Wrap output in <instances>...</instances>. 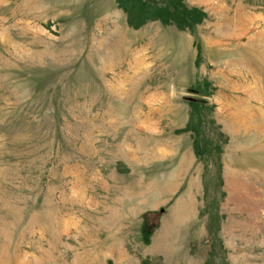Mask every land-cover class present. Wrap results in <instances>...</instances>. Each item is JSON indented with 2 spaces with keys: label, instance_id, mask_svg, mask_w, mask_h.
I'll return each instance as SVG.
<instances>
[{
  "label": "rangeland",
  "instance_id": "1",
  "mask_svg": "<svg viewBox=\"0 0 264 264\" xmlns=\"http://www.w3.org/2000/svg\"><path fill=\"white\" fill-rule=\"evenodd\" d=\"M0 264H264V0H0Z\"/></svg>",
  "mask_w": 264,
  "mask_h": 264
},
{
  "label": "trees",
  "instance_id": "2",
  "mask_svg": "<svg viewBox=\"0 0 264 264\" xmlns=\"http://www.w3.org/2000/svg\"><path fill=\"white\" fill-rule=\"evenodd\" d=\"M148 1V0H147ZM148 3V2H147ZM149 4V3H148Z\"/></svg>",
  "mask_w": 264,
  "mask_h": 264
}]
</instances>
